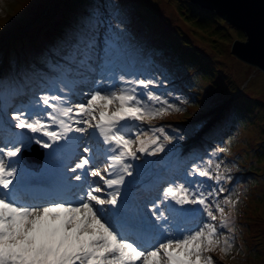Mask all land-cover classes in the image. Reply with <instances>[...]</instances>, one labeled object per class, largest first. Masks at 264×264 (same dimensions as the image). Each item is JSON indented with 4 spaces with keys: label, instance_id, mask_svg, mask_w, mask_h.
I'll return each mask as SVG.
<instances>
[{
    "label": "snow or ice",
    "instance_id": "6c2138e0",
    "mask_svg": "<svg viewBox=\"0 0 264 264\" xmlns=\"http://www.w3.org/2000/svg\"><path fill=\"white\" fill-rule=\"evenodd\" d=\"M115 8L113 15H119V6ZM104 24L107 28L101 37L98 28ZM66 39L68 47L57 65L62 68L65 89L58 91L63 94L44 92L22 110L13 111L14 127L33 135L27 142L0 147V264H215L205 253L214 251L220 236L224 237L221 251L227 254L234 246V236L223 230L234 231L225 207H235L238 199H216L226 192L221 182L231 177L219 173L220 163L215 164V172L211 160L204 167L193 163L184 182L170 183L162 189L161 199L151 204L147 218L131 210L125 190V185L131 184L126 178L133 176L130 161L140 159L138 153L154 156L163 152L166 144L161 139L171 143L174 137L158 127L150 129L152 136L147 141L140 138L139 130L133 138L124 131V125L181 109L151 91L155 81L149 79L120 75L116 77L119 87L74 91L75 85L86 82L91 74L101 76L98 85H113L114 69L138 55L119 23L100 21L96 14L82 17ZM24 89L19 76L0 78V106L11 103ZM71 95H83L85 102L72 104ZM157 104L160 107H155ZM89 129L106 146L103 169L92 166L91 150L85 147L83 152L88 155L81 156L70 169L65 166V171L74 174L80 170L73 179L81 184L54 185L49 194L57 197L55 200L25 198L17 178L22 151L29 150L34 141L52 149L49 155L55 159L54 145ZM143 135L148 136V132ZM197 176L214 180L216 186L205 191ZM88 177L94 179L89 182ZM162 204H166L167 212L161 210ZM193 208L206 217L196 229L169 222V215L188 216ZM217 213L221 216L218 223Z\"/></svg>",
    "mask_w": 264,
    "mask_h": 264
},
{
    "label": "rangeland",
    "instance_id": "374dc122",
    "mask_svg": "<svg viewBox=\"0 0 264 264\" xmlns=\"http://www.w3.org/2000/svg\"><path fill=\"white\" fill-rule=\"evenodd\" d=\"M82 1L0 0V62H2L3 51L6 48L12 47L17 50L19 45L28 40L26 35L34 32L35 29L45 25L49 27L66 16L72 19L77 17L75 13L82 12L81 10L84 9ZM109 2L110 4L107 2V5L112 9V14L116 12L115 5L119 6L120 17L116 20L118 23L131 26L134 32L141 33L143 36L156 35L159 41L172 42L174 40L176 48L169 47L172 53L168 50L172 56L196 51L201 66L198 67L195 64L196 67L192 68L194 74L202 77L198 84V89L202 90L197 98H193L196 105L193 110L191 109L190 115L182 118L180 110H171L170 117L177 120L178 127L190 128L187 136L189 139L193 138L199 129L207 132L208 127L215 124H218L221 129L233 121L236 124L233 127L232 139L223 142L225 149H231L230 155L235 154L236 156L230 161V157L224 154L216 162L221 164L218 169L221 175L228 176L230 169L235 166L239 172V175H230L228 176L231 177L230 180L221 182L222 185L225 183L223 187L226 192L219 197L221 201L224 196H230L233 201L238 199L235 207L232 205L225 207V214L230 221L229 227L234 231L227 233V230H223L226 234L234 236V246L227 254L221 251L224 246V237L220 236V244L212 253H217L222 261L216 257L213 259L215 264H264V73L258 67L238 58L232 51L233 42L238 37L247 38L245 32L228 23L220 14L202 8L189 0H109ZM71 8L76 11H72ZM138 13L142 16L140 17ZM103 14L109 18L110 14L106 8ZM116 16L113 15L114 19ZM140 19L144 20L143 23ZM137 20H139L138 23H136ZM129 38L138 56L144 58L154 56L158 57L161 62L164 61L165 55L157 47L149 46L138 49L139 43H135L136 39L133 36ZM15 56L17 59L20 57L24 59L22 53L15 54ZM205 64H208L207 68ZM159 67V62L153 60L152 70L140 65L129 70L125 77L156 81L161 77L157 71ZM105 86L106 84H102L101 88ZM189 87L192 86L189 85ZM156 90L160 89L156 88ZM175 105L180 108L181 103L178 102ZM117 106L118 104L111 110ZM155 107H160V105L157 104ZM173 112H177V115H173ZM158 117L159 115L154 119ZM0 118L1 125L5 127V135L0 138V147H7L21 140L27 142V138L33 135L28 130L15 128V121L11 119L9 112L0 115ZM163 119L165 117H162ZM139 126V122L131 124L133 136ZM7 131H9L8 134H6ZM144 132L148 131L141 130V135L144 136L141 139L147 141L148 136L143 135ZM68 142L69 140L60 141L58 145H54L57 149L55 159L49 155L52 149H46V167H55L56 159L66 148ZM82 146L85 145H80ZM138 146V143L134 144L133 150ZM5 159L8 160L7 157ZM236 159L240 162L237 163ZM99 168L103 169V166ZM252 168L255 171L252 172ZM18 169L17 178H25L29 175L23 168ZM244 170H249L247 176L241 179L244 183L236 184L235 178L244 174ZM132 171L135 172L134 165ZM215 171L217 170L214 169L213 172ZM159 173L156 167L148 172L149 179H156V184H153L155 188L163 180ZM195 179L202 185V188L208 187L210 182L207 178L202 179L203 181L197 177ZM127 180L131 181L130 187L134 186L131 191L137 190L133 182L134 178L128 177ZM212 182L215 185V181L212 180ZM160 187L161 190L164 188L163 183ZM162 208L161 206V210ZM133 209L142 215L148 213L150 207H147L145 203H140ZM168 219L170 222L169 216ZM201 219L205 220L206 217L202 214ZM220 219L221 216L217 213V223Z\"/></svg>",
    "mask_w": 264,
    "mask_h": 264
},
{
    "label": "trees",
    "instance_id": "16d2710c",
    "mask_svg": "<svg viewBox=\"0 0 264 264\" xmlns=\"http://www.w3.org/2000/svg\"><path fill=\"white\" fill-rule=\"evenodd\" d=\"M106 1L110 4L109 0H83L82 3H84V9L81 10L82 12L75 13L77 17L72 19L66 16L63 17L62 20L59 19L55 21L54 24L49 27L48 25L39 27L35 29L34 32L26 35L28 40L19 45L17 50L11 47L6 48L3 51L4 55L2 62H0V68L1 66L3 68L0 70V77L19 76L25 83L24 93L15 97V100L27 102L28 100L35 98L33 94L37 93L39 89L43 88L42 91L44 93L54 84L55 81L61 78L62 68H58L57 65L60 64V54L68 47L69 41L66 39V36L76 28L77 23L82 17L96 14V19L102 21L99 12L102 7H105L111 16L109 23L112 25L118 23L116 20L120 16L117 15L114 19L112 9L107 5ZM71 10L76 11L72 8ZM138 14L140 17L142 16L140 13ZM143 21V19H140L141 23H143ZM138 22L139 20L136 21V23ZM119 24L123 28L125 39L129 43V37L133 36L136 39L135 43H139L138 49H143L149 46L157 47L159 51L165 55L163 62H161L158 57L150 56L149 58H144L137 55L134 59H130L129 63L128 61L121 63V70L123 72H128L140 65L146 67L148 70H152L153 60L158 61L160 67L157 71L161 77L152 85L151 91L155 92L165 100L168 97H172L171 99L174 100V103H181L180 114L182 115V118L190 115L196 105L193 98H197L198 95H200V90H202L198 89V84L202 77L194 74L192 68L196 67L195 64H197L198 67L201 66L196 51L179 54V56H172V50L169 49V47H172L173 49L176 48L174 40L172 42L159 41V38L156 35L149 33L150 35L143 36L141 33L134 32L131 26H128L127 24ZM104 26L105 24L102 27H99L98 31L103 29ZM35 32L36 34L34 35ZM150 42L152 43L150 44ZM168 50L171 51V53H169ZM11 53L14 54L12 55ZM19 53H22V56L24 57L23 60L21 57L19 59L16 58L15 54ZM12 60H18L15 74L12 72L14 67ZM205 66L207 68L208 64H205ZM189 85L192 87H189ZM154 87L160 88V90L157 91ZM170 114L171 110L164 113L165 121L158 124L161 125L159 127L165 129L168 135L174 137L171 143L164 141L163 139L161 140V143L166 144L165 148L171 149L169 152L163 151L164 153L159 152L155 155V157L160 160L162 166L167 168L170 166L173 168L182 167L186 169L188 162L192 161L190 159L191 157L204 155L206 153L205 149L212 146L221 147L218 149V153L214 156L216 158L213 163H216L219 159L218 157H221L224 154L230 157V161L232 157L236 156L235 154L231 156V149L227 150L228 148L225 149V147L222 146L223 142H227L230 138L232 139L234 133L233 127L236 125L234 121L228 126L222 127V129L218 124L209 126L207 132H202L199 129L197 133L193 135V138L190 139L191 141H189L187 136L189 135L190 128L187 126L178 127L176 125L177 120L172 119ZM173 115H177V112H173ZM156 121L157 119L146 117L145 124H142V128H144L143 130H147L148 134H151L150 136H152L150 131L151 127L147 128V125H153ZM193 130L195 131L196 129ZM220 149H224V151H220ZM164 154H167L166 157L161 159V156ZM236 162L239 163L240 161L236 159ZM243 163L244 162H242V164ZM248 171L249 170H244V174L238 176L237 179L235 178L236 184L244 183L241 179L247 176ZM251 171H255L254 168H252ZM229 173L239 175L237 166L231 168Z\"/></svg>",
    "mask_w": 264,
    "mask_h": 264
},
{
    "label": "water",
    "instance_id": "95a60500",
    "mask_svg": "<svg viewBox=\"0 0 264 264\" xmlns=\"http://www.w3.org/2000/svg\"><path fill=\"white\" fill-rule=\"evenodd\" d=\"M202 8L214 11L226 21L245 32L238 37L232 51L238 58L261 69L264 73V0H189ZM22 152L23 161L36 158L39 145Z\"/></svg>",
    "mask_w": 264,
    "mask_h": 264
}]
</instances>
